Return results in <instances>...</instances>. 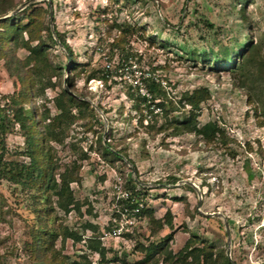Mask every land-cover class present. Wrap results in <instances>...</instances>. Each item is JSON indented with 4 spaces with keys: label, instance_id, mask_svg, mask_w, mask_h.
Wrapping results in <instances>:
<instances>
[{
    "label": "rangeland",
    "instance_id": "374dc122",
    "mask_svg": "<svg viewBox=\"0 0 264 264\" xmlns=\"http://www.w3.org/2000/svg\"><path fill=\"white\" fill-rule=\"evenodd\" d=\"M11 3L5 20L14 18L18 30L14 40L0 39V96H18L31 79L26 106L35 120L58 115L54 100L63 92L86 103L61 102L69 115L52 128L59 142L48 139L45 146L61 169L80 166L81 183L71 187L82 207L90 198L106 204L102 179L111 183L113 171L132 179L133 166L148 198L143 213L164 222L171 212L168 251L176 254L191 239V247L212 252L219 264L228 258V232L232 264H264V0ZM151 79L162 93L155 102L146 86ZM194 91L203 98L198 124L215 122L223 141L174 131V121L192 118L183 96ZM10 131L4 162H29L23 133L18 126ZM144 216L136 235L144 245L171 233ZM85 220L56 209L52 191L0 180V264H30V226L53 233L60 250L61 228L82 234ZM80 244L67 241L62 255L77 260L85 252ZM142 258L137 252L132 261ZM166 262L193 264L177 256Z\"/></svg>",
    "mask_w": 264,
    "mask_h": 264
},
{
    "label": "trees",
    "instance_id": "16d2710c",
    "mask_svg": "<svg viewBox=\"0 0 264 264\" xmlns=\"http://www.w3.org/2000/svg\"><path fill=\"white\" fill-rule=\"evenodd\" d=\"M12 8L13 5L11 0H3L2 4H0V17L4 18ZM13 19L14 18L2 20V22H0V26L6 31V33H0L1 40L5 39L9 41L15 39L13 37L17 33L18 28H13ZM252 47V44L247 45L245 47L246 51L241 53L240 56H244ZM32 51H34V49L29 47V53ZM146 84L148 93L152 96V102H155L157 100L156 97L162 94L160 85L155 83L153 79L148 80ZM30 85H33L31 79L28 85L21 88L18 96H15V92L8 97L2 98V96H0V138L2 139H0V180L6 179L12 181L16 185H27L39 192L44 191L48 193L52 191L53 196L56 198V209L61 211L65 216L71 217L72 215H76L82 219H86L85 217L87 215H91L93 207L90 205L82 212L81 202L74 197L71 187L73 184L78 186L79 183H81L80 166L72 164L61 169V166L54 161V157L45 147L48 139L49 142H59L56 136H52L51 133L54 132L52 128L55 125L56 127H61L65 118L69 115L67 112L70 110L66 109L61 102H65L66 106L69 108L78 107L80 104L85 105L86 103L77 101L74 96L70 95L68 92H63V94L59 95L54 100L59 114L53 118H49V115L47 117L40 115L39 119L35 120L33 109L27 108L26 106L27 102L33 97L31 95L29 96L28 93ZM204 92L206 91L204 90ZM35 96L37 97V95ZM4 98L6 101L2 103L3 100L1 99ZM183 101L189 105L193 116L191 119H185L181 123L174 121V131L192 133L207 143L216 140H224L225 133L215 122H208L204 125H199L197 122L196 112H200V105L203 102L202 91H194L191 94H185L183 96ZM141 103L146 104L147 99L145 97L142 98ZM147 107L149 108L150 104H148ZM154 107L161 108L162 111H164L163 103H158ZM38 125H41L42 131L37 130ZM11 126L12 129L18 126L19 131L23 133V145L26 146L23 155L29 159V162L23 164H19L18 162H4L3 158L7 150L5 137L11 133ZM151 127L156 128L155 126ZM48 135L50 136L48 137ZM105 151L108 154L114 155L115 159L120 160L117 152H113L107 147H105ZM86 157V154H83V160H86ZM125 179L128 189L134 191V189L139 187L134 180L127 179L126 177ZM106 181L104 178L101 181L104 186L107 184ZM143 212L140 217L147 213L152 227L157 230L168 227L171 230V233L165 236L158 244L144 245L143 242L136 239V235L138 234L136 230L134 234H126L125 236L128 243L133 241L131 244L132 246L129 244L127 248L123 243H119L117 248L115 247L116 249H114L110 247L107 242H102L99 239L104 226L102 225L100 228L99 225H94L86 219L82 235L67 227L61 228V249L56 250L54 248V242L55 240L57 241V239H54L55 236L53 233H49V231L46 232L47 230L45 229L41 230L30 226L31 242L27 245L31 252L30 264H90L84 253L81 254L77 260H72L69 256H63L62 249L65 247L67 241H71L72 244L83 243L86 251L99 255L102 262L105 264L118 261L119 259L123 264H159V260H162L160 264H167L166 261L172 259L173 256H177L178 260L182 259L184 262L187 261V259H191V263L193 264H218L217 261L213 260L212 252L206 251L207 253H205L202 248L191 247V239H188L182 249L176 254L172 251H168L167 244L172 238V231H174L171 222V212L167 211L165 213L164 222H156L152 213L149 211L145 214ZM35 221L40 223V219H35ZM85 236L86 239H84ZM137 252L143 256V258L138 261H132L130 257L134 256ZM219 264L232 263L224 256L222 262L219 261Z\"/></svg>",
    "mask_w": 264,
    "mask_h": 264
},
{
    "label": "built area",
    "instance_id": "2783aa9c",
    "mask_svg": "<svg viewBox=\"0 0 264 264\" xmlns=\"http://www.w3.org/2000/svg\"><path fill=\"white\" fill-rule=\"evenodd\" d=\"M112 177L105 207L106 222L99 239L102 242H128L125 236L134 234L138 228L140 215L147 208L148 199L138 187L134 191L128 189L122 173L113 171ZM84 255L90 264H105L97 254L85 251ZM107 264L123 263L119 259Z\"/></svg>",
    "mask_w": 264,
    "mask_h": 264
},
{
    "label": "crops",
    "instance_id": "0c3cea01",
    "mask_svg": "<svg viewBox=\"0 0 264 264\" xmlns=\"http://www.w3.org/2000/svg\"><path fill=\"white\" fill-rule=\"evenodd\" d=\"M81 176H82V174H81ZM84 177V176H83ZM112 180V179H111ZM109 185H105L104 187H103V189H105V188H108V189H110V184L111 183H109V180H107L106 181ZM139 186V185H138ZM78 187V186H77ZM79 189V188H78ZM74 195V194H73ZM107 195V194H106ZM148 199V198H147ZM106 200H107V198H106ZM90 205L93 207V210H92V213H91V215H87L85 218L88 220V221H90V222H92L94 225H99L100 226V228L102 227V225L104 226V223L106 222V217H107V211H106V204H104L103 205V203L102 204H96L95 202H94V200H92V198H90ZM167 204V203H166ZM167 205H169V204H167ZM155 207V206H154ZM146 210V209H145ZM85 211V208L84 207H82V212H84ZM149 212H151V213H153L152 211H149ZM143 218H145V216L143 217ZM140 221H141V218H140ZM145 223V219H143V223L142 224H144ZM139 227H140V222H139V224H138V228L136 229L137 231L139 230ZM135 230V231H136ZM82 235V234H81ZM135 236V235H134ZM84 239H86V236L84 237ZM108 243V245L110 246V247H113L114 249H116L117 248V246H118V244H119V242H116V241H110V242H107ZM106 243V244H107ZM121 243V242H120ZM127 248L129 247V244H130V246H132L131 244L133 243V241H130V243H128V242H122ZM81 244H83V243H81ZM80 244V245H81ZM116 247V248H115ZM126 247H124V248H126ZM83 249H84V251H86L85 250V248L83 247ZM134 256H131L130 258H131V260H132V258H133Z\"/></svg>",
    "mask_w": 264,
    "mask_h": 264
},
{
    "label": "water",
    "instance_id": "95a60500",
    "mask_svg": "<svg viewBox=\"0 0 264 264\" xmlns=\"http://www.w3.org/2000/svg\"><path fill=\"white\" fill-rule=\"evenodd\" d=\"M27 5H28V3H24V4H22L20 7H18L16 10H14V11L12 12V15H14V14H16L17 12L21 11L22 9H24ZM6 18H8V16H6V17H4V18H1L0 20H5ZM50 18H52V15H51ZM130 168H131V170H132V175H133L132 180H134V182H136L137 185L140 184V183L137 181V179L134 177V174H135V168H134L133 166H130ZM200 207H201V203L199 202L198 205H197V209L199 210ZM208 216H214V215L211 214V215H208ZM227 236H228L227 257L229 258V260H231V259H230V255H229V250H230V239H229L228 232H227Z\"/></svg>",
    "mask_w": 264,
    "mask_h": 264
}]
</instances>
